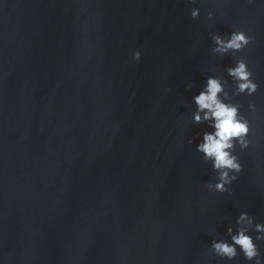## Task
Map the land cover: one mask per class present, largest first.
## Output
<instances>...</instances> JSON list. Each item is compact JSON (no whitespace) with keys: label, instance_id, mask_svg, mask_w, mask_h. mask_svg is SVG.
<instances>
[{"label":"water","instance_id":"obj_1","mask_svg":"<svg viewBox=\"0 0 264 264\" xmlns=\"http://www.w3.org/2000/svg\"><path fill=\"white\" fill-rule=\"evenodd\" d=\"M236 27L253 43L213 53ZM210 74L250 124L231 194L195 151ZM240 211L264 222V0H0V264H252L208 248Z\"/></svg>","mask_w":264,"mask_h":264},{"label":"clouds","instance_id":"obj_2","mask_svg":"<svg viewBox=\"0 0 264 264\" xmlns=\"http://www.w3.org/2000/svg\"><path fill=\"white\" fill-rule=\"evenodd\" d=\"M252 2L253 0H248L249 4ZM199 15L200 8H191L192 19ZM207 16L211 18L213 12L209 11ZM210 38L211 51L219 56L242 53L255 39L242 27L233 28L225 34L210 33ZM140 57L139 49L131 54L133 61H138ZM225 72L234 85L233 95L252 96L256 93L259 85L253 79L252 69L243 56L235 58ZM227 84V79L207 75L198 93L191 97V103L195 106L191 113L193 123L206 125V130L201 132V138L195 144V151L201 154V159L208 162L215 173V179L205 185L210 193L231 194V185L243 168L235 149L239 145L243 151L250 144L249 121L240 112V105L229 99ZM248 108L254 110L255 105L250 103ZM187 143H193L191 137ZM258 242H264V222L258 221L247 211H240L234 222L227 225L223 235L217 238L214 234L208 248L215 257L225 262L242 255L245 261L252 264H264V254L261 253Z\"/></svg>","mask_w":264,"mask_h":264}]
</instances>
